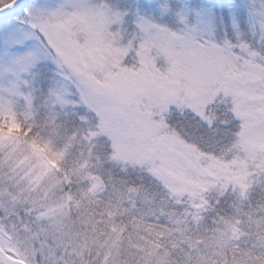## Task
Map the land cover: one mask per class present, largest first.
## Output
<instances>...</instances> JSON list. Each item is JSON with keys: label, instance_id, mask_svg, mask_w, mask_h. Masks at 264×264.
<instances>
[{"label": "snow or ice", "instance_id": "snow-or-ice-1", "mask_svg": "<svg viewBox=\"0 0 264 264\" xmlns=\"http://www.w3.org/2000/svg\"><path fill=\"white\" fill-rule=\"evenodd\" d=\"M0 264H264V0H0Z\"/></svg>", "mask_w": 264, "mask_h": 264}]
</instances>
